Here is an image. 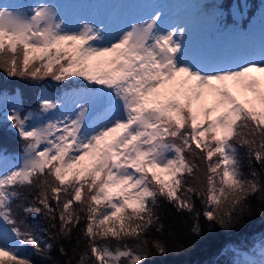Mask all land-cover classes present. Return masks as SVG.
Segmentation results:
<instances>
[{
  "label": "snow or ice",
  "instance_id": "6c2138e0",
  "mask_svg": "<svg viewBox=\"0 0 264 264\" xmlns=\"http://www.w3.org/2000/svg\"><path fill=\"white\" fill-rule=\"evenodd\" d=\"M60 9L53 0L0 4V71L87 81L7 116L23 146L11 161L0 153V264H33L28 246L53 248L18 209L46 216L54 239L71 240L83 223L78 264H145L165 253L149 238L163 229V201L194 213L199 199L210 223L238 224L250 197L264 195V51L193 53L188 25L167 23L162 10L136 22L71 27ZM242 154L259 169L246 174ZM236 255V264H264V239Z\"/></svg>",
  "mask_w": 264,
  "mask_h": 264
},
{
  "label": "trees",
  "instance_id": "16d2710c",
  "mask_svg": "<svg viewBox=\"0 0 264 264\" xmlns=\"http://www.w3.org/2000/svg\"><path fill=\"white\" fill-rule=\"evenodd\" d=\"M260 3L262 0H214L213 4L223 6L226 10L220 32L226 29L248 27L250 21L257 15ZM234 6L240 10V17H235ZM85 85L87 82L77 77L73 78L71 83H60L51 78L37 82L9 78L0 71V93L20 94L24 106L31 108L38 107L40 97L47 89L59 95L63 91L70 93L83 89ZM2 118L0 114V152L20 151L23 146L22 139L15 128L8 126L10 122H3ZM242 155L243 171L246 174L252 167L259 169V165L250 161L246 154ZM198 175L203 178L202 172ZM34 199V195L29 196L28 203ZM203 211L204 204L199 199L196 200L194 213L178 211L172 204L163 201L159 210L163 229L153 231L149 238L164 244L166 252L163 254L154 252L145 264H236L235 259L231 260L237 256L236 253L252 251L256 242L264 239V195L262 194L250 197L246 214L231 228L225 229L210 223L203 216ZM18 212L25 226L40 235L46 243L53 244L51 251L44 253H37L28 246L30 248L28 256L31 257L33 264H78L80 255L86 249V240L82 231L83 223L73 232L71 240L54 239L56 229L51 227L52 222L46 216L25 215L19 209ZM197 225L200 229L199 234L193 232V228ZM61 247L65 249L63 254L60 251Z\"/></svg>",
  "mask_w": 264,
  "mask_h": 264
},
{
  "label": "rangeland",
  "instance_id": "374dc122",
  "mask_svg": "<svg viewBox=\"0 0 264 264\" xmlns=\"http://www.w3.org/2000/svg\"><path fill=\"white\" fill-rule=\"evenodd\" d=\"M37 2L39 0H0V4L14 6H27ZM53 2L61 6L60 10L64 18L69 21L71 27H76L82 22L91 20L111 19L114 24H123L127 21L136 22L142 18H147L153 10H162L167 23L179 22L188 25L190 51L200 55H202L201 47L209 38L211 29L218 24L217 18L222 10V7L213 4L214 0H53ZM262 11L264 20V8ZM252 41V37H246L243 34V48L226 54L225 47H223L218 52H222L220 56L230 55L236 58H248L264 51V44L259 49H254ZM66 93L68 92L63 91L57 95L48 89L43 92V94L54 96ZM206 102L211 104L212 98L207 97ZM17 106L25 113L33 112L38 108L24 106L22 95L20 94L0 96V109H3V113H1V116H3L2 121L10 122L9 127L12 126V121L7 119V116L12 108ZM12 128L14 127L12 126ZM20 152L21 150L9 153L8 156L6 155L7 159L13 160ZM29 252L30 248L27 247L25 254L28 255ZM233 259L237 260V256L231 258V260Z\"/></svg>",
  "mask_w": 264,
  "mask_h": 264
}]
</instances>
